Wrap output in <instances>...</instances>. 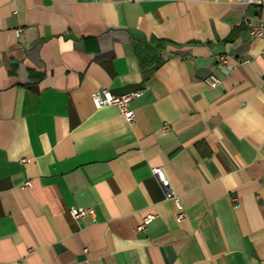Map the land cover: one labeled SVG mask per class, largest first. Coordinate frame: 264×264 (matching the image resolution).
I'll use <instances>...</instances> for the list:
<instances>
[{
    "label": "crops",
    "instance_id": "1",
    "mask_svg": "<svg viewBox=\"0 0 264 264\" xmlns=\"http://www.w3.org/2000/svg\"><path fill=\"white\" fill-rule=\"evenodd\" d=\"M263 2L0 0V264H264Z\"/></svg>",
    "mask_w": 264,
    "mask_h": 264
},
{
    "label": "built area",
    "instance_id": "2",
    "mask_svg": "<svg viewBox=\"0 0 264 264\" xmlns=\"http://www.w3.org/2000/svg\"><path fill=\"white\" fill-rule=\"evenodd\" d=\"M261 6L260 15L254 24L249 25V32L252 36L257 37L263 41L264 44V2L259 3ZM261 56L264 60V46L261 52ZM220 61L225 64L226 59L224 57L220 58ZM212 85H217L218 81H212ZM137 95V93H126L123 95H115L113 94L107 87H103L97 91H95L92 96V103L96 109H101L105 106H116L123 116V118L128 122H133L135 120V113L130 108V101ZM153 174L158 179L161 187L165 191L166 198L173 199L178 205V219H182L184 216L183 209L179 204V199L177 195L173 192L170 186V181L164 174V172L159 168L155 167L152 169ZM31 183H25V186H30ZM72 217L76 221H80L81 219L90 216L94 217L93 209H85V208H72L70 210ZM150 222V218H146L138 227L137 230H143L146 225Z\"/></svg>",
    "mask_w": 264,
    "mask_h": 264
}]
</instances>
